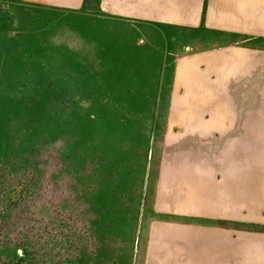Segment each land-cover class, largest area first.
Masks as SVG:
<instances>
[{"label": "rangeland", "instance_id": "374dc122", "mask_svg": "<svg viewBox=\"0 0 264 264\" xmlns=\"http://www.w3.org/2000/svg\"><path fill=\"white\" fill-rule=\"evenodd\" d=\"M198 33L200 49L229 37L101 0H0V264H140L173 69Z\"/></svg>", "mask_w": 264, "mask_h": 264}, {"label": "crops", "instance_id": "0c3cea01", "mask_svg": "<svg viewBox=\"0 0 264 264\" xmlns=\"http://www.w3.org/2000/svg\"><path fill=\"white\" fill-rule=\"evenodd\" d=\"M132 18L207 30L175 62L140 264H264V0H101ZM234 228V229H233Z\"/></svg>", "mask_w": 264, "mask_h": 264}]
</instances>
